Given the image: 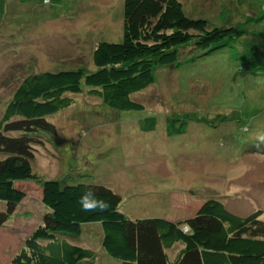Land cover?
<instances>
[{
    "label": "rangeland",
    "instance_id": "obj_1",
    "mask_svg": "<svg viewBox=\"0 0 264 264\" xmlns=\"http://www.w3.org/2000/svg\"><path fill=\"white\" fill-rule=\"evenodd\" d=\"M180 1L188 15L216 24L229 7V0ZM122 10L123 0H4L0 117L24 75L92 67L98 41H121ZM242 42L185 50L176 65L157 68L154 81L131 95L140 110L111 109L85 91L74 95L67 108L47 116L56 134H46L51 138L37 147L32 171L41 179L104 184L121 196L118 207L128 218L190 215L197 201L216 198L232 213L260 210L264 219V147L254 139L259 121L264 125V60H243ZM174 112L188 115L183 134H166L164 121ZM15 187L25 197L0 226V264L45 211L35 181H16ZM81 229L78 237L64 235L95 251L92 262L81 264H120L100 246L98 223Z\"/></svg>",
    "mask_w": 264,
    "mask_h": 264
},
{
    "label": "trees",
    "instance_id": "obj_2",
    "mask_svg": "<svg viewBox=\"0 0 264 264\" xmlns=\"http://www.w3.org/2000/svg\"><path fill=\"white\" fill-rule=\"evenodd\" d=\"M228 5L225 21L216 24L202 15H188L180 0H123L121 41H98L91 52L92 67L43 70L20 79L0 117V226L25 197L16 181L32 180L40 186L45 211L7 264L92 262L96 255L91 247L64 237L80 236L82 224L91 222L101 227L100 246L120 264H264L260 210L237 215L221 200L207 198L197 201L192 214L175 221L128 218L118 207L121 196L108 186L68 182L69 177L41 179L31 166L37 147L56 134L47 116L67 108L74 95L85 91L111 109L140 110L143 105L132 93L151 84L157 68L176 65L185 50L209 52L242 40L243 60H264V0H229ZM3 6L0 0V13ZM170 115L164 121L166 134L185 133L187 113ZM261 127L263 121L259 131ZM87 191L106 201L108 210L82 211L79 198Z\"/></svg>",
    "mask_w": 264,
    "mask_h": 264
},
{
    "label": "clouds",
    "instance_id": "obj_3",
    "mask_svg": "<svg viewBox=\"0 0 264 264\" xmlns=\"http://www.w3.org/2000/svg\"><path fill=\"white\" fill-rule=\"evenodd\" d=\"M247 131V129H243ZM255 146L257 148L264 147V130L258 131L255 134ZM79 204L81 206V210L85 212H95V211H107L109 205L103 199H99L96 197L95 193L92 191H87L79 198Z\"/></svg>",
    "mask_w": 264,
    "mask_h": 264
},
{
    "label": "crops",
    "instance_id": "obj_4",
    "mask_svg": "<svg viewBox=\"0 0 264 264\" xmlns=\"http://www.w3.org/2000/svg\"><path fill=\"white\" fill-rule=\"evenodd\" d=\"M191 201H192V200H191ZM196 207H197V206H196ZM196 207H195V208H196ZM175 216H178V217H175ZM180 216L183 218L184 216H187V215H177V211H175L174 214H173V217H171V216L169 217V216H168V217H166V218L175 221V220H177V219H181ZM179 217H180V218H179Z\"/></svg>",
    "mask_w": 264,
    "mask_h": 264
}]
</instances>
